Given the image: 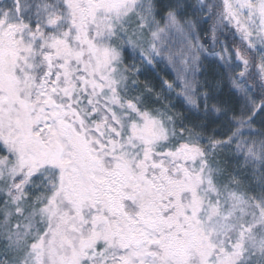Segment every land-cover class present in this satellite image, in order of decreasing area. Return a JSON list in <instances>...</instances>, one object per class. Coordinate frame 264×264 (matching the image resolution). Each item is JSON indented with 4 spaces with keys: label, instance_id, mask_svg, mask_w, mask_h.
Returning a JSON list of instances; mask_svg holds the SVG:
<instances>
[{
    "label": "snow or ice",
    "instance_id": "6c2138e0",
    "mask_svg": "<svg viewBox=\"0 0 264 264\" xmlns=\"http://www.w3.org/2000/svg\"><path fill=\"white\" fill-rule=\"evenodd\" d=\"M0 264H264V0H0Z\"/></svg>",
    "mask_w": 264,
    "mask_h": 264
}]
</instances>
